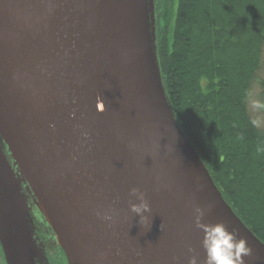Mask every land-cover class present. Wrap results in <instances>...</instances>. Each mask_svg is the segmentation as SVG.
Here are the masks:
<instances>
[{"label": "water", "instance_id": "1", "mask_svg": "<svg viewBox=\"0 0 264 264\" xmlns=\"http://www.w3.org/2000/svg\"><path fill=\"white\" fill-rule=\"evenodd\" d=\"M155 9L154 0H0L6 264H48L32 210L67 264H188L189 247L204 264L196 206L206 209L204 223L223 222L247 241L243 264H264V244L176 123L157 57ZM133 187L151 208L144 227L129 211Z\"/></svg>", "mask_w": 264, "mask_h": 264}, {"label": "trees", "instance_id": "2", "mask_svg": "<svg viewBox=\"0 0 264 264\" xmlns=\"http://www.w3.org/2000/svg\"><path fill=\"white\" fill-rule=\"evenodd\" d=\"M156 3V46L176 123L234 214L264 244V129L247 100L264 53V0Z\"/></svg>", "mask_w": 264, "mask_h": 264}, {"label": "clouds", "instance_id": "3", "mask_svg": "<svg viewBox=\"0 0 264 264\" xmlns=\"http://www.w3.org/2000/svg\"><path fill=\"white\" fill-rule=\"evenodd\" d=\"M253 109L264 108V104L253 101ZM253 124L257 121L253 120ZM129 197L134 198L136 203L129 204V211L139 217V224L144 227L148 223V215L151 212L145 193L139 188L133 187L129 190ZM194 226L202 232L201 248L205 254L204 264H243L242 257L249 256L251 249L247 241L238 238L237 235L229 231L223 222L204 223L206 209L196 206L193 208ZM97 216L110 221L112 217L105 213L97 212ZM150 228V226H149ZM161 230V227H160ZM189 255L188 264H200L199 254L191 247L187 249Z\"/></svg>", "mask_w": 264, "mask_h": 264}, {"label": "rangeland", "instance_id": "4", "mask_svg": "<svg viewBox=\"0 0 264 264\" xmlns=\"http://www.w3.org/2000/svg\"><path fill=\"white\" fill-rule=\"evenodd\" d=\"M154 1L156 4L157 0H154ZM159 2L163 8H166L168 6V9H167V10H169L168 18L170 20V23L172 24L173 19H174V10H175V6H176L177 1L176 0H160ZM155 12H156V9H155ZM253 101L264 104V53H263V58H262L261 69L257 75L256 82L253 85L251 93H250L249 98L247 100V110H248L250 117L253 120L257 121V123L255 124L256 127L260 130H263L264 129V108L253 109V107H252ZM8 163L11 166L13 173L16 174V170H15V168L12 167V163L9 159H8ZM1 216H2V214L0 215V220H1L2 228H4L5 222L2 220ZM34 228H35V225H34ZM38 244L42 245L41 243H38ZM0 251H1L2 263L6 264L5 260H4L2 249H0ZM35 263L37 264L36 261H35Z\"/></svg>", "mask_w": 264, "mask_h": 264}, {"label": "flooded vegetation", "instance_id": "5", "mask_svg": "<svg viewBox=\"0 0 264 264\" xmlns=\"http://www.w3.org/2000/svg\"><path fill=\"white\" fill-rule=\"evenodd\" d=\"M31 215L35 225V239L44 246L48 264H67L64 253L57 246L55 237L43 218L36 210H32ZM0 264H3L1 260V251Z\"/></svg>", "mask_w": 264, "mask_h": 264}]
</instances>
